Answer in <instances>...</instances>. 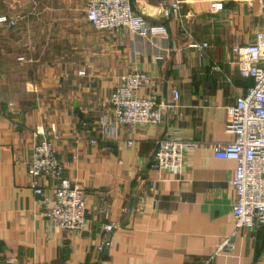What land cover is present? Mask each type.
Wrapping results in <instances>:
<instances>
[{
	"label": "crops",
	"instance_id": "1",
	"mask_svg": "<svg viewBox=\"0 0 264 264\" xmlns=\"http://www.w3.org/2000/svg\"><path fill=\"white\" fill-rule=\"evenodd\" d=\"M2 1L20 17L0 25V264H264V225L234 235L231 254H216L235 231L236 200V162L216 145L233 140L227 109L253 85L233 48L264 30V3L229 0L214 11L212 0H134L151 27L140 36L94 28L89 0ZM173 2L181 16L165 18ZM135 70L151 77L146 98L179 93L156 125L115 121L111 94ZM42 135L86 193L81 232L46 216L57 181L43 178V195L31 185ZM162 138L193 142L180 169L152 168Z\"/></svg>",
	"mask_w": 264,
	"mask_h": 264
},
{
	"label": "built area",
	"instance_id": "2",
	"mask_svg": "<svg viewBox=\"0 0 264 264\" xmlns=\"http://www.w3.org/2000/svg\"><path fill=\"white\" fill-rule=\"evenodd\" d=\"M229 0H212L211 9L222 11ZM264 3V0H248ZM181 5L173 2L163 10L165 18L181 16ZM19 17L0 16V24L16 26ZM87 19L97 30L125 28L132 34L144 36L151 27L144 18L134 12V0H89ZM190 46L200 52L208 43H193ZM240 73L251 79L253 85L240 96L235 105L227 109L226 131L234 136L231 142L217 144L216 150L223 157L236 162L235 176L231 185L236 192L234 205L235 231L222 240L216 254H231L234 251L233 236L243 229L264 225V30L255 40L233 48ZM19 61H29L25 56ZM151 77L142 71L125 74L121 83L111 94L110 105L115 121L123 125L160 123L167 110L177 107L178 91L171 101H156L140 92L150 86ZM193 142L175 138H162L156 143L152 168L158 171L180 169L184 163V151ZM31 185L37 195L44 194L40 181L43 178L57 181L52 199V208L46 213L53 224L64 230L81 232L87 224L86 193L80 184L65 175V167L59 159L54 144L42 135L29 161ZM116 225L105 226L112 232ZM6 264H14L12 261Z\"/></svg>",
	"mask_w": 264,
	"mask_h": 264
},
{
	"label": "rangeland",
	"instance_id": "3",
	"mask_svg": "<svg viewBox=\"0 0 264 264\" xmlns=\"http://www.w3.org/2000/svg\"><path fill=\"white\" fill-rule=\"evenodd\" d=\"M18 12V6L15 4H8V3H5L4 1H2V3L0 4V16H7V17H20ZM0 25H3V26H9V27H12L8 24H0Z\"/></svg>",
	"mask_w": 264,
	"mask_h": 264
}]
</instances>
